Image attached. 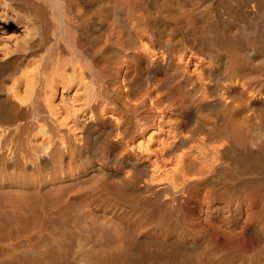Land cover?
Listing matches in <instances>:
<instances>
[{"label": "bare ground", "instance_id": "bare-ground-1", "mask_svg": "<svg viewBox=\"0 0 264 264\" xmlns=\"http://www.w3.org/2000/svg\"><path fill=\"white\" fill-rule=\"evenodd\" d=\"M0 264H264V0H0Z\"/></svg>", "mask_w": 264, "mask_h": 264}, {"label": "rangeland", "instance_id": "rangeland-1", "mask_svg": "<svg viewBox=\"0 0 264 264\" xmlns=\"http://www.w3.org/2000/svg\"><path fill=\"white\" fill-rule=\"evenodd\" d=\"M199 208L197 209L198 211H197V214L199 215V218L198 217H196V219H197V221L199 222V221H201V222H203V224H206V223H208V221H209V224L211 223V221H212V216L210 215V214H207L206 215V213L204 214V212H203V208H202V206H198ZM201 208V209H200ZM202 210V211H201ZM201 215V216H200ZM211 221H210V220Z\"/></svg>", "mask_w": 264, "mask_h": 264}]
</instances>
